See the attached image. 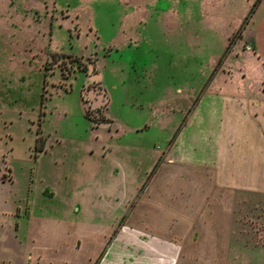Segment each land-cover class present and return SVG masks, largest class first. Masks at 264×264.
<instances>
[{
  "label": "rangeland",
  "instance_id": "1",
  "mask_svg": "<svg viewBox=\"0 0 264 264\" xmlns=\"http://www.w3.org/2000/svg\"><path fill=\"white\" fill-rule=\"evenodd\" d=\"M45 1L0 0V107L27 104L51 145L38 164L13 165L16 177L34 168L36 179L24 202L30 213H15V247L0 243V264L22 254L27 264H96L109 232L126 218L136 223L128 217L142 194L153 212L183 211L211 189L244 180L237 159L244 133L231 114L243 95L263 96L264 70L248 33L264 0H47L55 6L43 11ZM28 44L48 53L43 69L22 63ZM93 64L118 124L113 132L85 116L96 120L82 103ZM37 171L59 176L40 181ZM75 240L80 254L72 261L65 254Z\"/></svg>",
  "mask_w": 264,
  "mask_h": 264
},
{
  "label": "crops",
  "instance_id": "2",
  "mask_svg": "<svg viewBox=\"0 0 264 264\" xmlns=\"http://www.w3.org/2000/svg\"><path fill=\"white\" fill-rule=\"evenodd\" d=\"M45 4L47 5L43 11L47 7L49 9L50 6H55V3L48 6L47 0ZM51 17L53 19L54 16L51 14ZM35 18L41 20L42 16L36 12ZM50 34H53V28ZM248 35L254 54L253 61L264 70V13ZM28 46L30 53L22 63L30 66H37L38 63L39 70L43 69V63L49 58L48 53L46 52L45 55L40 53L42 49L36 53L34 48L29 44ZM53 53L59 52L52 51L51 54ZM13 73L16 76L15 68ZM19 75H21L18 77L20 82L24 80L25 86L29 88L31 77L27 78L26 75L23 77V72ZM98 76L100 83L96 88L103 89L107 103L103 110L100 109L102 113L96 114L99 120L108 117L111 122L95 123V125L98 129L104 127L109 132H113L118 124L108 113L110 100L103 85L101 71ZM96 77V75L92 77L88 74L87 79L92 81ZM24 90L25 87L21 88L16 95L21 97ZM83 90L84 111L86 105L93 110V107L101 100L100 92L92 90V93L83 95ZM262 95L257 98L243 95L239 98L241 102H237L233 107L235 112L231 114V124L244 133L243 147L237 149L242 154L237 157L239 163L241 160L245 164L244 180L224 186L220 190L211 189L206 193L205 202L200 204L195 202L193 207L187 205L183 211L164 210L166 209L164 208L153 212V205L141 203L144 196L142 194L130 210L128 217L134 216L137 221L142 219V223L139 225L136 221L135 224H128L126 218L125 222L120 224L119 230L116 229L114 233L109 232L111 237L96 264H264V203H256V197L264 201V91ZM200 101L203 102L204 97ZM23 108L11 104L7 109L0 107V243L5 242L11 247L16 245L14 232L16 228L21 227L20 221L15 224L14 220L17 216L21 217L24 211L30 213L28 208L30 205L26 206L24 202L26 198L28 201V194L32 191V178L33 182L36 179L32 173L34 168L27 174L28 177L20 174L24 176L23 180L21 177H16L13 165L15 162L36 165L51 147L50 136L46 138L42 132L43 125L39 126L41 128L39 130L36 121L33 120L37 119L39 114L33 115L27 108ZM251 136L254 137L253 140ZM38 138H40L39 142ZM37 143L41 149L35 152ZM231 158L235 157L231 155ZM36 176L40 181H46L57 180L59 175L50 177L43 173L39 174L37 171ZM20 192L24 196L17 203L16 193ZM192 196L190 192L189 198ZM245 199L247 203H244ZM36 201L33 200L32 204H37ZM15 213L18 215L16 216ZM32 218L29 216L30 220ZM86 230L90 232L87 228ZM92 232L95 233L94 230ZM79 246L80 241L75 240V247H72L69 253L66 251L65 255L71 256L72 261L77 260L80 254ZM7 247L9 249V246ZM65 255L63 254V257ZM88 255L94 259L97 253L91 252ZM10 260H16L15 254ZM26 262L22 254L18 256L16 264H27Z\"/></svg>",
  "mask_w": 264,
  "mask_h": 264
},
{
  "label": "flooded vegetation",
  "instance_id": "3",
  "mask_svg": "<svg viewBox=\"0 0 264 264\" xmlns=\"http://www.w3.org/2000/svg\"><path fill=\"white\" fill-rule=\"evenodd\" d=\"M91 67H94V68H91ZM90 67V72L88 73L90 76H94V75H96V76H98L99 75V73H100V70L98 69V66L96 65V64H93L92 66ZM88 84H89V87L88 88H86V89H84V90H100V88L98 89V88H96V86H97V84H98V81H97V79H94V80H92L91 82H88ZM94 111V113H97V111L94 109L93 110ZM100 111V109H98V112ZM95 117H96V119L97 120H99V116H98V114L97 115H95Z\"/></svg>",
  "mask_w": 264,
  "mask_h": 264
},
{
  "label": "water",
  "instance_id": "4",
  "mask_svg": "<svg viewBox=\"0 0 264 264\" xmlns=\"http://www.w3.org/2000/svg\"><path fill=\"white\" fill-rule=\"evenodd\" d=\"M91 68H94V67H91ZM94 79H97L98 83H100V80H99L100 77L99 76H97ZM92 92H93L92 90H83V95H87V93L89 94V93H92ZM99 92H100V95H101V100L98 102L97 105H95V107H93V109H95L98 114H101L102 110L104 109V107H105V105L107 103V97H106V94L104 93L103 89H100ZM98 109H102V110L98 112Z\"/></svg>",
  "mask_w": 264,
  "mask_h": 264
},
{
  "label": "trees",
  "instance_id": "5",
  "mask_svg": "<svg viewBox=\"0 0 264 264\" xmlns=\"http://www.w3.org/2000/svg\"><path fill=\"white\" fill-rule=\"evenodd\" d=\"M256 4L257 3H255L254 4V6H256ZM86 116H87V118L89 119V120H91V122H93L94 124L96 123V124H101V123H103V122H105V123H110L111 122V119L110 118H108V117H103L101 120H94V118H92L91 116H89V115H87V113H86ZM40 141V138H38V142ZM41 149V147H40V145L37 143V146H36V150L38 151V150H40Z\"/></svg>",
  "mask_w": 264,
  "mask_h": 264
}]
</instances>
